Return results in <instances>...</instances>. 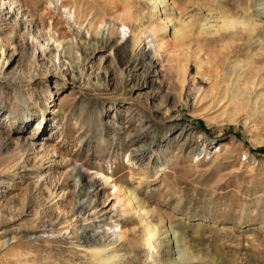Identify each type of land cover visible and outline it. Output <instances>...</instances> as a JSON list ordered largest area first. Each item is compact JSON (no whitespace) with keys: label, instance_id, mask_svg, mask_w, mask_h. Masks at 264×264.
I'll use <instances>...</instances> for the list:
<instances>
[{"label":"rangeland","instance_id":"374dc122","mask_svg":"<svg viewBox=\"0 0 264 264\" xmlns=\"http://www.w3.org/2000/svg\"><path fill=\"white\" fill-rule=\"evenodd\" d=\"M80 2L0 0V264H264V0Z\"/></svg>","mask_w":264,"mask_h":264},{"label":"bare ground","instance_id":"6f19581e","mask_svg":"<svg viewBox=\"0 0 264 264\" xmlns=\"http://www.w3.org/2000/svg\"><path fill=\"white\" fill-rule=\"evenodd\" d=\"M104 1H107L108 3H111L112 5H115V7H116V9H118V12H120L119 14H120V18L121 19H124V20H131L132 19V15H133V9H134V7L135 6H132V5H129V7H126V8H124V9H122L121 10V6H117V0H104ZM150 1V0H149ZM153 1V0H152ZM79 2H80V0H75V3L78 5L79 4ZM81 3V2H80ZM134 3V2H133ZM11 4V3H10ZM73 3H66L65 4V7H69L70 9H72L73 7H74V5H72ZM156 5H159V7H161V3H158V2H156ZM76 6V5H75ZM163 15H165V18H164V25L166 26V28L168 29V27H170L171 25H173V20L168 16L169 14H168V12L167 11H164V13H162ZM152 30V29H151ZM178 32H180V31H176L175 30V34H176V36H177V33ZM152 33L154 34V37L157 39V42L159 43V45H160V48L161 47H163V44H162V41L159 39V32H157V30H152ZM165 45V44H164ZM253 71V70H252ZM254 72V71H253ZM253 72H252V74H253ZM259 73V72H258ZM257 73V74H258ZM245 75V74H244ZM246 76H250V75H247V73H246ZM251 76H254V74L253 75H251ZM258 76V75H257ZM240 78V77H239ZM249 78V77H248ZM14 80H16L15 82H18V84H21V81H20V78L19 77H17V78H13L12 77V81H11V85L13 86V81ZM251 80V79H250ZM256 80H257V78H256ZM264 81V80H263ZM262 82V81H261ZM248 83V82H247ZM254 83H256V82H254ZM249 84V83H248ZM248 86V85H247ZM247 86H245V87H247ZM254 86V85H253ZM113 187H115L116 188V190H117V196L119 195V194H121V193H123L124 191H123V188L118 184V183H114L113 184ZM93 188V187H92ZM123 191V192H122ZM1 208V207H0ZM140 211V210H139ZM132 219V218H131ZM133 221V220H132ZM5 223V220H3V219H1L0 218V227H2L3 226V224ZM53 227H54V225H53ZM123 232V231H122ZM123 237V234H120V238H122ZM0 248H1V246H0Z\"/></svg>","mask_w":264,"mask_h":264}]
</instances>
